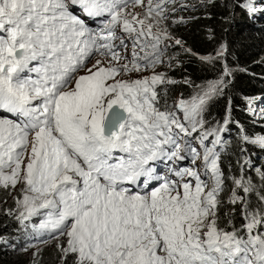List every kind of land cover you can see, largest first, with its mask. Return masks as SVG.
<instances>
[{
  "label": "snow or ice",
  "instance_id": "obj_1",
  "mask_svg": "<svg viewBox=\"0 0 264 264\" xmlns=\"http://www.w3.org/2000/svg\"><path fill=\"white\" fill-rule=\"evenodd\" d=\"M174 3L0 0V112L15 117H0V188L20 193L18 220L45 217L61 264H264V185L232 177L223 198L217 146L231 121L203 118L232 70L168 103L169 48L198 55L169 30L186 23ZM189 156L193 167L157 174L155 161Z\"/></svg>",
  "mask_w": 264,
  "mask_h": 264
},
{
  "label": "trees",
  "instance_id": "obj_2",
  "mask_svg": "<svg viewBox=\"0 0 264 264\" xmlns=\"http://www.w3.org/2000/svg\"><path fill=\"white\" fill-rule=\"evenodd\" d=\"M169 8L176 9L170 13L172 20L183 17L186 21L173 24L170 20L169 30L198 55L192 56L179 46L169 48V55L176 57L169 71L178 83L168 86L167 96L172 94L170 101L177 96L190 98L201 86L217 80L227 63L232 70L231 83L223 95L211 100L204 113L207 127L226 118L231 121L226 126L225 141L217 146V150L221 146L220 166L226 178L222 196L227 200L233 188L231 178L241 175L251 178L259 189L264 185V147L243 137L252 140L264 135V0H176ZM221 45L227 46L222 59L209 63L198 58L215 56ZM205 144L211 147L209 142ZM18 197V191L0 188V264H61L56 240L45 244L50 238H23L24 221L16 218ZM251 199L255 201V195Z\"/></svg>",
  "mask_w": 264,
  "mask_h": 264
},
{
  "label": "rangeland",
  "instance_id": "obj_3",
  "mask_svg": "<svg viewBox=\"0 0 264 264\" xmlns=\"http://www.w3.org/2000/svg\"><path fill=\"white\" fill-rule=\"evenodd\" d=\"M175 1H176V0H175ZM140 10H141V9H140L139 7H137V8L135 9V11H140ZM158 70H159V71H165V72H167L168 76L172 77V73H170V71H169V70H171V69H169V68H167V67H161V68L158 69ZM168 71H169V73H168ZM205 85H207V83H206ZM169 95H171V96H169V97L167 96V100H168V102H171V103H172L173 101L180 99V97L177 96V97H175L174 99H172V100L170 101V98L172 97V94L169 93ZM210 102H211V101L208 102V106H209ZM208 106H207V108H208ZM263 109H264V106H263ZM204 113H205V112H204ZM203 118H204V114H203ZM220 122H221V123H217V124H215L214 126H210V127H207V126L205 125V128H219L220 126H222V125L224 124V120H221ZM228 125H229V123L227 124V126H228ZM224 133H225V131H222V132L220 133V135H221V146H222V144H223V142L225 141V138H226V136L224 135ZM193 138H195V135H194L193 137H186L185 139H186L190 144H192V146L197 147V150L200 151V152L202 153L203 150H202V148H201L200 145H199V140H198L197 138H195V141H193V140H192ZM212 139H214V137H209V141H211ZM209 141H205V142H209ZM182 146H183V145H182ZM221 146H220V148H221ZM220 148L217 150L218 152H219ZM181 154L184 155L185 153L182 152ZM201 164H202V161H201V160H198V161L196 162L195 167H200ZM183 166H185V167H193V166H194V165L191 164V158H190V156H189L188 158H186V159H183ZM170 169H171V168H170ZM142 179H143V178H142ZM43 219H45V217H44L43 215H38V216H34V217H32V218L29 219V220H25V221L23 222V228L25 229V232H26V233L23 235V238L26 239V237H29L30 235H33V236H38V235H39V237H40L41 240H45V239L50 238V237H51V234H50L47 230H43V229H40V228H39V224L41 223V221H42ZM62 239H63V238H61V240H62ZM51 240H52V238L48 239L47 242L44 241V243L47 244V243H49Z\"/></svg>",
  "mask_w": 264,
  "mask_h": 264
},
{
  "label": "clouds",
  "instance_id": "obj_4",
  "mask_svg": "<svg viewBox=\"0 0 264 264\" xmlns=\"http://www.w3.org/2000/svg\"><path fill=\"white\" fill-rule=\"evenodd\" d=\"M86 19V22L88 23V25L92 28H98L101 26V20L103 18H98V19H89V18H85ZM11 114H6V112H0V117H7V118H11L10 117ZM193 140V139H192ZM194 141V140H193ZM174 160L176 161V163L179 164V166H177V170L179 169H182V168H185V166H183V160H180V159H175ZM51 238V237H50Z\"/></svg>",
  "mask_w": 264,
  "mask_h": 264
}]
</instances>
